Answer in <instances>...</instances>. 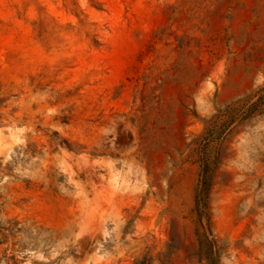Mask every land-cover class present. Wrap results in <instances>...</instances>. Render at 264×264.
Returning <instances> with one entry per match:
<instances>
[{
	"label": "rangeland",
	"instance_id": "374dc122",
	"mask_svg": "<svg viewBox=\"0 0 264 264\" xmlns=\"http://www.w3.org/2000/svg\"><path fill=\"white\" fill-rule=\"evenodd\" d=\"M0 264H264V0H0Z\"/></svg>",
	"mask_w": 264,
	"mask_h": 264
}]
</instances>
